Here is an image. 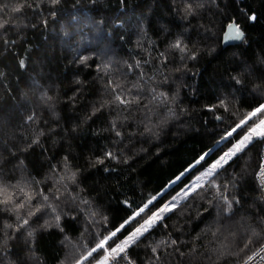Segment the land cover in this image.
<instances>
[{"label": "trees", "instance_id": "16d2710c", "mask_svg": "<svg viewBox=\"0 0 264 264\" xmlns=\"http://www.w3.org/2000/svg\"><path fill=\"white\" fill-rule=\"evenodd\" d=\"M231 22L244 38L221 48ZM0 23V264L104 262L264 117V0H0ZM263 141L129 258L240 264L264 244Z\"/></svg>", "mask_w": 264, "mask_h": 264}, {"label": "snow or ice", "instance_id": "6c2138e0", "mask_svg": "<svg viewBox=\"0 0 264 264\" xmlns=\"http://www.w3.org/2000/svg\"><path fill=\"white\" fill-rule=\"evenodd\" d=\"M51 2L53 4L58 3L59 0H51ZM191 10L190 6H189V11ZM14 11H20V8L17 7L14 9ZM251 20H255L256 17L255 16H251L250 17ZM4 25L3 23H0V28H2ZM228 28L230 29V33H226L225 35L228 36L229 39H241L243 37V32L240 30L239 26L236 25L235 23L229 24ZM173 47L175 48H181V44L179 42H177L176 44L173 45ZM183 50V49H181ZM21 67L24 66V61H20ZM237 83H240L239 80H237ZM113 91H115V88L113 89ZM43 99H46L47 101H51L52 97L51 96H47L45 94L44 97H42ZM115 100L119 101V103L121 104H128L131 103L133 101H128L123 99L120 95L115 96ZM107 103V102H106ZM221 105H224V101H221ZM264 111V104L260 105L258 108H256L253 112L248 113V118H251L255 115H257L258 113ZM29 119H32V117H29ZM246 121H241V124L245 123ZM261 125H264V120L260 121V124H258L255 128H252L249 132L248 135H246L238 144L234 145L232 149H230L227 153L224 154V156H222L220 158V160H218L216 162L215 165H213L212 169L209 170V174H212L215 169L217 167H222L223 163H227V160L230 159L232 156L236 155V153L243 151V149L247 146L248 143L251 142L252 136L258 135L261 137H264V128H261ZM240 125H238L239 127ZM117 135H120L119 132L116 133ZM38 141H34V143H36ZM110 155V154H109ZM97 163H103L102 160L97 161ZM259 179L261 181V185L264 186V166L261 167L260 169V175H259ZM4 189L0 188V192H3ZM22 194V193H21ZM45 201L48 200L47 196L43 197ZM0 203H7V200L4 201H0ZM22 206V205H21ZM231 207V204L229 202V208ZM166 210H171L169 208L168 205H165L164 208L160 209V213H154L151 217H149L147 220L144 221L143 224L140 225V227H138L135 232H133L125 241H123L121 243V245H118L117 248L112 249V253L116 254L118 252H124L125 248L127 246H129L130 244L135 243L140 236H142L145 232H147L151 227H153L156 222L160 219H162V214L166 212ZM52 211L55 213L56 209L52 208ZM60 215L56 214L55 215V221H56V226L59 227V221H60ZM28 224V219H24L23 223L21 225H19V227H23L25 225ZM44 227H47V224L44 225ZM62 230V229H61ZM34 235L33 232H29L28 236L32 237ZM113 235H115V233H113ZM163 243V242H162ZM176 241H172V244H175ZM103 242L100 245H97V247H102ZM96 249H92L89 251L88 255H91V252L95 251ZM157 251L156 248H153V253H155ZM87 259V256L83 257L81 260H77L76 264H83V260ZM113 259H115V256H113ZM249 259H251V257H249Z\"/></svg>", "mask_w": 264, "mask_h": 264}, {"label": "rangeland", "instance_id": "374dc122", "mask_svg": "<svg viewBox=\"0 0 264 264\" xmlns=\"http://www.w3.org/2000/svg\"><path fill=\"white\" fill-rule=\"evenodd\" d=\"M102 52V51H101ZM101 56H104L105 57V59H107V58H109V59H112L109 55H110V53L108 52V51H103L101 54H100ZM261 120H264V117L262 118V119H259L258 121H256L242 136H241V138L234 144V145H236V144H238L246 135H248L249 134V132H250V130L252 129V128H255L258 124H260V121ZM221 121V120H220ZM261 128H264V125H261ZM259 138H262L261 136H258V135H253L252 136V139H251V142L252 141H254V140H256V139H259ZM250 142V143H251ZM250 143H248V144H250ZM247 144V145H248ZM233 145V146H234ZM233 148V147H232ZM231 148V149H232ZM230 150V149H229ZM228 150V151H229ZM228 151H226L225 153H227ZM242 151H240V152H238V153H236V155H234V156H232L230 159H228L227 160V163H223V166L222 167H217L216 169H215V171L212 173V174H209V170L210 169H212V167H213V165H215L216 164V162H214L213 164H211L210 166H208L207 167V169L201 174V175H199L193 182H192V184L191 185H189V186H187V187H185L181 192H179L178 194H176L175 196H174V198L171 200V201H169V203L167 204L168 206H169V208L171 209L178 201H180V200H182L183 198H185L188 194H190L195 188H203L204 187V185L206 184V183H208L209 182V180L211 179V177L213 176V175H215L221 168H223L224 166H226L230 161H232L237 155H239L240 153H241ZM224 153V154H225ZM224 154H223V156H224ZM219 160H220V158H219ZM169 210H166V212L165 213H163L162 214V216L164 215V214H166L167 212H168ZM102 242H100V244H101ZM121 245V244H120ZM95 264H104V262H103V258L102 259H100L99 261H97Z\"/></svg>", "mask_w": 264, "mask_h": 264}, {"label": "built area", "instance_id": "2783aa9c", "mask_svg": "<svg viewBox=\"0 0 264 264\" xmlns=\"http://www.w3.org/2000/svg\"><path fill=\"white\" fill-rule=\"evenodd\" d=\"M258 159L259 165L256 172L255 180L256 186L259 190V195L264 201V186L261 185V181L259 179L260 169L262 166H264V141L260 146ZM113 256H115V259H113ZM249 257H251V259H249ZM104 264H135V262L129 258L126 253V250H124V252H118L116 254H113L112 251L107 252L104 256ZM240 264H264V244H262L258 249L251 253Z\"/></svg>", "mask_w": 264, "mask_h": 264}, {"label": "water", "instance_id": "95a60500", "mask_svg": "<svg viewBox=\"0 0 264 264\" xmlns=\"http://www.w3.org/2000/svg\"><path fill=\"white\" fill-rule=\"evenodd\" d=\"M232 23H234V22H231L229 24H232ZM228 25L225 26V29L221 35V40H220L221 48H225L227 46H233V45L239 44L244 38V33H243V37L241 39H229L228 36L225 35L226 33H230V29L228 28ZM220 120H221L220 118L216 119L217 122H219Z\"/></svg>", "mask_w": 264, "mask_h": 264}]
</instances>
